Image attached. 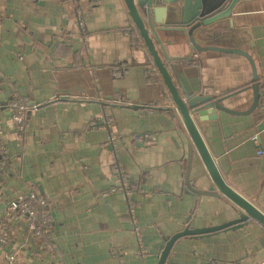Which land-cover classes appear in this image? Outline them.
Returning a JSON list of instances; mask_svg holds the SVG:
<instances>
[{
    "label": "crops",
    "instance_id": "1",
    "mask_svg": "<svg viewBox=\"0 0 264 264\" xmlns=\"http://www.w3.org/2000/svg\"><path fill=\"white\" fill-rule=\"evenodd\" d=\"M230 19L255 64L257 105L248 90L228 100L235 113L197 124L224 180L264 212V0H237ZM160 36L189 55L191 66L170 68L179 90L199 92L197 51L182 34ZM15 98L32 104L21 135L5 108ZM189 140L123 0H0V264H157L175 233L236 219L226 197L188 192ZM188 179L212 184L196 151ZM33 191L46 201L47 248L26 213L8 214L11 199ZM263 262L264 227L251 220L178 239L165 264Z\"/></svg>",
    "mask_w": 264,
    "mask_h": 264
},
{
    "label": "water",
    "instance_id": "2",
    "mask_svg": "<svg viewBox=\"0 0 264 264\" xmlns=\"http://www.w3.org/2000/svg\"><path fill=\"white\" fill-rule=\"evenodd\" d=\"M139 38L151 56L152 63L161 75L171 100L179 113L190 140L187 143L185 185L188 192L196 195L226 197L235 206L238 217L220 225L210 227L188 226L169 237L158 255L157 264H165L175 241L186 236H204L251 220L264 227V212L241 193L230 186L221 175L200 131L197 121L215 119L217 111L235 113L228 109L227 102L238 98L245 91H254L257 105L256 68L252 57L239 48V38L230 19L237 0H123ZM174 32L182 34L186 44L197 51L199 71V92L180 91L170 68L172 64L191 66L189 55H173L169 47L180 43H163L160 34ZM174 48V47H173ZM175 50H181L174 48ZM214 67L216 76L212 83L206 78V68ZM31 104V102H30ZM32 105V104H31ZM138 109L137 105L132 106ZM28 111V115H29ZM196 151L207 170L212 184L201 190L189 184V173L193 152ZM261 264H264L261 263Z\"/></svg>",
    "mask_w": 264,
    "mask_h": 264
},
{
    "label": "built area",
    "instance_id": "3",
    "mask_svg": "<svg viewBox=\"0 0 264 264\" xmlns=\"http://www.w3.org/2000/svg\"><path fill=\"white\" fill-rule=\"evenodd\" d=\"M36 1V0H30ZM79 16V25L82 26V16L83 10L79 9L77 11ZM32 105L28 98L10 100L6 104V110L11 116L12 121L14 122L19 135L23 133L26 127V118L28 111L31 109ZM138 137L135 136V139ZM253 143L258 144V134L252 136ZM111 146L114 147L116 144L114 137H110ZM261 149H257V153H261ZM0 153L2 155H7V151L4 147H0ZM28 198V199H27ZM26 197H17L13 198L8 203V214L13 213H26L28 215V224L27 228L32 233V237L39 239L41 241V245L45 248L50 246V225H49V217L46 209L41 212L37 211V208L31 204V201H36L40 207L46 206L45 199L38 195L35 191L29 192ZM0 201H1V186H0ZM135 232L137 234V239L139 244H141V239L138 236V227L135 226ZM8 240V232L4 228L0 229V249L7 243ZM6 258L9 262H12L15 258L14 253L6 254Z\"/></svg>",
    "mask_w": 264,
    "mask_h": 264
},
{
    "label": "trees",
    "instance_id": "4",
    "mask_svg": "<svg viewBox=\"0 0 264 264\" xmlns=\"http://www.w3.org/2000/svg\"><path fill=\"white\" fill-rule=\"evenodd\" d=\"M17 99H23V98H17ZM11 100H14V99H11ZM148 109V108H147ZM150 109V108H149ZM161 110H164V109H161ZM165 111V110H164ZM27 198V197H26ZM28 199V198H27ZM31 204L34 206V207H36L37 208V211L38 212H41L42 210H44V208L43 207H40L39 206V204L36 202V201H34V200H32L31 201ZM49 219V218H48ZM49 225H50V221H49Z\"/></svg>",
    "mask_w": 264,
    "mask_h": 264
}]
</instances>
